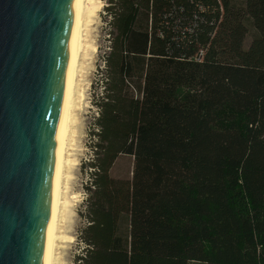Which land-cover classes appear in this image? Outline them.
<instances>
[{
    "label": "trees",
    "instance_id": "16d2710c",
    "mask_svg": "<svg viewBox=\"0 0 264 264\" xmlns=\"http://www.w3.org/2000/svg\"><path fill=\"white\" fill-rule=\"evenodd\" d=\"M104 9L75 264H264V0Z\"/></svg>",
    "mask_w": 264,
    "mask_h": 264
},
{
    "label": "water",
    "instance_id": "95a60500",
    "mask_svg": "<svg viewBox=\"0 0 264 264\" xmlns=\"http://www.w3.org/2000/svg\"><path fill=\"white\" fill-rule=\"evenodd\" d=\"M76 0H0V264H47Z\"/></svg>",
    "mask_w": 264,
    "mask_h": 264
},
{
    "label": "rangeland",
    "instance_id": "374dc122",
    "mask_svg": "<svg viewBox=\"0 0 264 264\" xmlns=\"http://www.w3.org/2000/svg\"><path fill=\"white\" fill-rule=\"evenodd\" d=\"M107 0L90 1L91 13L85 20L84 53L80 58L75 91V107L70 130V141L66 152L63 179V201L56 247V264H75V257L81 255L84 244L80 239V229L85 225L83 216L85 186L89 184L91 169L86 165L91 161V145L95 141L92 135L96 130L97 108L93 97L102 89L103 56L109 44V24L105 6ZM244 47L251 39V32L244 38ZM132 158L120 156L114 163L111 174L115 177L131 175ZM67 176V177H66ZM61 226V227H60Z\"/></svg>",
    "mask_w": 264,
    "mask_h": 264
},
{
    "label": "bare ground",
    "instance_id": "6f19581e",
    "mask_svg": "<svg viewBox=\"0 0 264 264\" xmlns=\"http://www.w3.org/2000/svg\"><path fill=\"white\" fill-rule=\"evenodd\" d=\"M92 0H76L75 6V28L73 33V55L70 73L67 83V104L64 106L59 134H58V174L50 213V236L47 246V264H56V247L59 237L58 230L60 217L64 207L63 201V179L66 163V152L70 141V130L73 122L75 107V91L77 87V74L79 72L80 58L84 53V29L85 20L91 13L90 4ZM67 177V176H66ZM61 227V226H60ZM60 231V230H59Z\"/></svg>",
    "mask_w": 264,
    "mask_h": 264
},
{
    "label": "built area",
    "instance_id": "2783aa9c",
    "mask_svg": "<svg viewBox=\"0 0 264 264\" xmlns=\"http://www.w3.org/2000/svg\"><path fill=\"white\" fill-rule=\"evenodd\" d=\"M109 36V35H108ZM103 64H104V62H103Z\"/></svg>",
    "mask_w": 264,
    "mask_h": 264
}]
</instances>
